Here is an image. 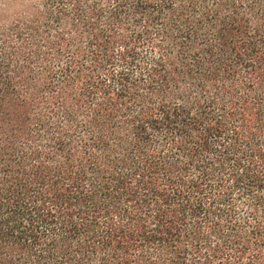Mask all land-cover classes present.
<instances>
[{"label":"trees","instance_id":"1","mask_svg":"<svg viewBox=\"0 0 264 264\" xmlns=\"http://www.w3.org/2000/svg\"><path fill=\"white\" fill-rule=\"evenodd\" d=\"M13 2L0 264H264V0Z\"/></svg>","mask_w":264,"mask_h":264},{"label":"rangeland","instance_id":"2","mask_svg":"<svg viewBox=\"0 0 264 264\" xmlns=\"http://www.w3.org/2000/svg\"><path fill=\"white\" fill-rule=\"evenodd\" d=\"M12 1H13V0H10V2H12ZM0 2H1V0H0ZM14 2H15V0H14ZM14 2H13V3H14ZM12 8H13V5H12Z\"/></svg>","mask_w":264,"mask_h":264}]
</instances>
